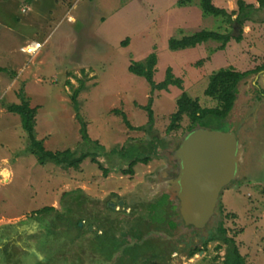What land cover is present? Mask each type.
<instances>
[{
  "label": "rangeland",
  "instance_id": "rangeland-1",
  "mask_svg": "<svg viewBox=\"0 0 264 264\" xmlns=\"http://www.w3.org/2000/svg\"><path fill=\"white\" fill-rule=\"evenodd\" d=\"M177 1L0 0V264H222L226 239L234 241L243 264H264V72L240 83L225 122L204 120V128L234 132L242 147L238 176L221 193L214 217L204 229L185 228L179 214L165 207L168 217L162 208L166 201L174 205L171 171L179 163L172 153L191 124L184 116L178 131H167L178 98L186 92L204 108L217 107L205 96L213 72L257 68L254 58L264 57V8L237 27L204 17L199 0L182 6ZM213 3L237 13V0ZM202 30L242 34V40H231L224 50L213 41L169 49L170 38ZM36 43L40 48L27 51ZM153 52L155 81L162 82L170 68L182 88L152 92L144 78L129 72L132 62ZM21 90L37 108L35 135L46 150L88 152L97 163L90 156L77 171L39 165L27 150L20 117L7 111L20 104ZM151 97L152 125L144 109ZM121 113L143 129L131 130ZM81 122L90 141L82 138ZM131 153L150 162L123 175ZM3 170L10 173L6 181ZM164 194L168 198L151 219L150 207ZM78 195L80 205L73 203ZM70 204V212H59L64 217L37 213ZM211 236L206 249L191 257Z\"/></svg>",
  "mask_w": 264,
  "mask_h": 264
},
{
  "label": "trees",
  "instance_id": "trees-1",
  "mask_svg": "<svg viewBox=\"0 0 264 264\" xmlns=\"http://www.w3.org/2000/svg\"><path fill=\"white\" fill-rule=\"evenodd\" d=\"M259 3L260 8H264V0H257ZM177 3L179 6L182 5H191L193 3V0H178ZM238 10L236 12H230L228 13L225 9L218 8L214 5L213 0H199V6L202 10V14L204 17H208L209 15L220 19L223 22H226L227 24L234 23L237 27H243L246 25L247 19L254 11L255 7L251 4H247L244 0H237ZM235 16V19L233 17ZM241 41L242 40V34L238 36L232 35L230 32L227 33H220L218 31H210V30H202L196 33H193L190 36H183L182 38H170L169 43V49L172 51H179V50H185L188 48H196L199 45H202L204 43H207L209 41L213 42H221V46L219 47L221 50H224L226 48V45L231 41ZM128 43V39L124 41L122 44L126 45ZM260 61V64L257 66L256 69L240 72L234 68L229 69H220L216 72H213V74L209 78L208 86L205 90V96L211 98L212 100L216 101L218 106L214 108H204L200 105L199 99L191 98L188 93L183 92L181 96L178 98L176 104H177V111L172 114L170 125L167 128L168 132L172 131H178L182 122V119L184 116H187L190 120V126L188 129L189 131H192L195 128L198 127H205L204 126V120L208 117H211L213 119H217L219 121H224L228 118V116L232 113L235 101L237 100L238 95V89L240 83L250 77L252 74L258 73L261 70H264V61L263 57H255L254 60ZM158 59L155 52L151 53L144 62H132V64L129 66V72L132 74L139 76L141 78H144L147 83L151 87V91H164L167 90L170 85H175L179 88H182V81L180 79H176L173 77L172 70L169 68L166 72V78L162 81L157 83L154 79V73H155V67L157 65ZM77 91L75 92L73 99L75 101ZM25 93L23 90L19 93V100L20 104H12L7 107V111L9 113L18 115L21 119L22 128L24 132L27 135L28 138V152L32 154L39 165L45 166L48 162L54 163L57 166L62 167L63 169H74L78 170L81 166V164L88 159L91 156V160L94 163H97L96 158L93 157L91 154L83 153L80 156H75V152L71 151L70 149L64 150V151H48L45 149L43 142L39 141L36 138L35 135V126H36V114H37V108H32L29 104V100L25 97ZM154 99L151 97L148 101V104L144 106V109L147 111L148 116V123L152 125L154 121V113L152 110ZM77 106V103L75 101V107ZM118 114H120L119 111H117ZM123 116V119L125 123L129 126L131 130H142V128H134L130 125L129 121L127 120V117L124 113H121ZM80 132L82 135V138L84 141H90V137L87 132V126L84 122H81V128ZM130 148V149H129ZM128 149L131 150V146ZM125 149V147H123ZM134 150V147L132 148ZM128 167L127 169L122 170L123 175H134V167L137 164H148L150 162L149 157H140V155H134L131 153L128 161H127ZM101 169H104L103 173L104 175L108 174V169L102 167L100 165ZM80 191H76L75 193L79 194ZM70 194L69 192H65L63 195ZM78 195L77 199L73 200V203L80 205L81 199ZM168 197L165 195L162 198L159 199L157 203H154L152 207H150V218H155V211H157V207L162 205V202H165ZM79 199V200H78ZM71 200V199H70ZM72 203V204H73ZM167 205L162 206L164 208V213L167 214V209L165 207H170V211H173L175 214H179L178 207L176 205H172V202L166 201ZM72 204L71 206H65V209H62V211H59L55 207H44L37 211L41 216H45L50 213H56L58 215H62L63 213L59 212H70L72 210ZM165 218L167 217L164 215ZM64 217V216H63ZM163 217V216H162ZM181 218V216H179ZM162 220H165L164 217ZM81 223V221H77L75 223L76 228L80 229L78 224ZM169 226L172 229L177 228V223L174 220L170 219ZM93 227V226H92ZM97 230V229H96ZM220 230L225 233L226 231L223 229V227L220 228ZM214 239L213 236L206 239V241L203 242L202 249L194 248L192 252L190 253L191 257L197 254L198 252H201L202 250L206 249L209 242H211ZM112 240V239H111ZM228 243L227 253L226 256L222 262V264H243V257L240 254L239 249L236 247L234 241L225 240Z\"/></svg>",
  "mask_w": 264,
  "mask_h": 264
},
{
  "label": "water",
  "instance_id": "water-1",
  "mask_svg": "<svg viewBox=\"0 0 264 264\" xmlns=\"http://www.w3.org/2000/svg\"><path fill=\"white\" fill-rule=\"evenodd\" d=\"M241 151L232 131L198 127L183 137L172 153L179 166L170 200L177 203L185 228L204 229L214 217L221 193L238 176Z\"/></svg>",
  "mask_w": 264,
  "mask_h": 264
},
{
  "label": "flooded vegetation",
  "instance_id": "flooded-vegetation-1",
  "mask_svg": "<svg viewBox=\"0 0 264 264\" xmlns=\"http://www.w3.org/2000/svg\"><path fill=\"white\" fill-rule=\"evenodd\" d=\"M180 144V143H179ZM179 146V145H178ZM178 146H177V148H178ZM176 148V149H177ZM172 168V167H171ZM170 171H171V169H170ZM169 171V172H170ZM171 173H172V176L174 177V178H176L177 176H178V168L176 169L175 167H173L172 168V171H171ZM165 195V194H164ZM119 203V202H118ZM174 203V205L176 204V206H177V203L176 202H173ZM178 210V209H177Z\"/></svg>",
  "mask_w": 264,
  "mask_h": 264
},
{
  "label": "built area",
  "instance_id": "built-area-1",
  "mask_svg": "<svg viewBox=\"0 0 264 264\" xmlns=\"http://www.w3.org/2000/svg\"><path fill=\"white\" fill-rule=\"evenodd\" d=\"M38 48H40V45L39 44H32V45L28 46L27 51H29V52L30 51H35Z\"/></svg>",
  "mask_w": 264,
  "mask_h": 264
},
{
  "label": "bare ground",
  "instance_id": "bare-ground-1",
  "mask_svg": "<svg viewBox=\"0 0 264 264\" xmlns=\"http://www.w3.org/2000/svg\"><path fill=\"white\" fill-rule=\"evenodd\" d=\"M1 175H2L3 181H6L9 179L10 173L7 170H3Z\"/></svg>",
  "mask_w": 264,
  "mask_h": 264
},
{
  "label": "crops",
  "instance_id": "crops-1",
  "mask_svg": "<svg viewBox=\"0 0 264 264\" xmlns=\"http://www.w3.org/2000/svg\"><path fill=\"white\" fill-rule=\"evenodd\" d=\"M255 1H256V0H255ZM256 2H257V1H256ZM257 4H258V5L253 4L255 8H258L259 3L257 2ZM263 61H264V57H263ZM263 72H264V70H261V71H259L258 73H255V74H252V75H256V74L263 73ZM252 75H251V76H252ZM235 102H236V101H235ZM79 169H80V168H79ZM79 169H78V170H79ZM73 170H74V169H73ZM75 171H77V170H75ZM94 228H95V227H94Z\"/></svg>",
  "mask_w": 264,
  "mask_h": 264
},
{
  "label": "clouds",
  "instance_id": "clouds-1",
  "mask_svg": "<svg viewBox=\"0 0 264 264\" xmlns=\"http://www.w3.org/2000/svg\"><path fill=\"white\" fill-rule=\"evenodd\" d=\"M37 44V43H36ZM32 45V44H31Z\"/></svg>",
  "mask_w": 264,
  "mask_h": 264
}]
</instances>
